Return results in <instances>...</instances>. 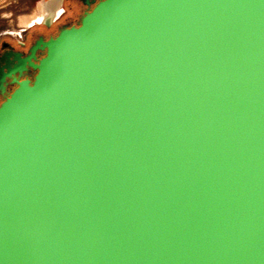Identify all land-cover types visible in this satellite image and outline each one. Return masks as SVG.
Here are the masks:
<instances>
[{
	"label": "water",
	"instance_id": "1",
	"mask_svg": "<svg viewBox=\"0 0 264 264\" xmlns=\"http://www.w3.org/2000/svg\"><path fill=\"white\" fill-rule=\"evenodd\" d=\"M31 53L0 264H264V0H101Z\"/></svg>",
	"mask_w": 264,
	"mask_h": 264
},
{
	"label": "flooded vegetation",
	"instance_id": "2",
	"mask_svg": "<svg viewBox=\"0 0 264 264\" xmlns=\"http://www.w3.org/2000/svg\"><path fill=\"white\" fill-rule=\"evenodd\" d=\"M48 0L46 2H50ZM101 0H52L45 8L42 20L30 25L19 36L0 35V106L13 94L18 85L14 80L34 81L37 71L27 66V70L20 77L19 74L8 76L19 64V59H26L32 53L35 44L43 39L48 41L55 38L64 28L79 27L84 15L93 10ZM90 3V5H87ZM46 51H37L38 60L45 57ZM18 57V58H17ZM32 62L37 63L35 59ZM4 78L2 82L1 79Z\"/></svg>",
	"mask_w": 264,
	"mask_h": 264
},
{
	"label": "rangeland",
	"instance_id": "3",
	"mask_svg": "<svg viewBox=\"0 0 264 264\" xmlns=\"http://www.w3.org/2000/svg\"><path fill=\"white\" fill-rule=\"evenodd\" d=\"M48 0H0V35L19 36L42 20Z\"/></svg>",
	"mask_w": 264,
	"mask_h": 264
}]
</instances>
